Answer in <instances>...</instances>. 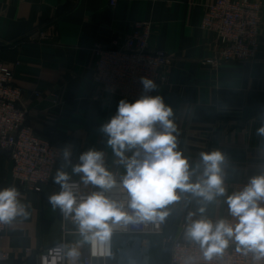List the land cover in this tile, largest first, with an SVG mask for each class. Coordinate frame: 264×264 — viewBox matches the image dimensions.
Masks as SVG:
<instances>
[{"label":"crops","instance_id":"obj_1","mask_svg":"<svg viewBox=\"0 0 264 264\" xmlns=\"http://www.w3.org/2000/svg\"><path fill=\"white\" fill-rule=\"evenodd\" d=\"M213 1L116 0L111 5L110 0H0V62L13 70L22 89L28 123L62 154L50 181L34 192L17 186L8 152L0 151V189L15 187L28 213L8 223L0 239L7 257L0 264L33 263L41 250L61 240L62 212L49 202L61 190L54 182L58 169L84 189L95 186L83 183V173L72 171L83 152L95 149L103 152L104 167L114 177L126 175L121 158L99 131L124 98L101 92L92 80V67L95 48L123 47L134 21L151 22L149 48L168 55L167 79L156 95L173 110L177 150L188 158L189 171L195 169L189 182L202 177L200 153L214 150L225 155L226 183L264 172V138L256 134L264 126V0L256 57L218 63L210 61L215 35L200 26L205 6ZM156 128L162 130L159 124ZM65 147L71 149V163L63 159ZM136 150L125 151V157ZM226 190L225 196L205 203L190 191L176 189L180 199L159 209L169 213L166 231L186 237L190 213L192 220L223 219L229 208L226 198L232 194ZM66 226L73 229L75 223L68 220Z\"/></svg>","mask_w":264,"mask_h":264},{"label":"clouds","instance_id":"obj_2","mask_svg":"<svg viewBox=\"0 0 264 264\" xmlns=\"http://www.w3.org/2000/svg\"><path fill=\"white\" fill-rule=\"evenodd\" d=\"M140 83L142 94L139 98L133 102L119 100L115 115L99 129L108 137L107 144L126 167L123 188L129 196L127 208L133 210V214L126 211L125 202L111 200L103 192H94L77 203L69 174L58 169L54 177L61 190L52 194L49 202L54 210L58 207L77 225L82 238L78 243L105 242L115 225L163 220L169 213L158 209L180 199L176 189L190 191L202 197L205 203L226 195L222 169L225 155L220 150L201 152L202 177L198 182L190 183L195 169L189 171L188 158L177 150L179 132L170 119L173 110L160 95L148 94L157 89L152 79L141 77ZM157 124L162 130H157ZM256 134L264 138V126L258 128ZM132 149L137 150L131 157H125V151ZM71 155V149L65 147L63 159L66 163H71ZM79 160V164L72 166V171L83 173V183L104 190L115 186L113 175L104 167L103 152L89 149L79 156ZM19 196L15 187L0 189V223L7 224L17 216L28 215ZM226 203L231 216L237 220L235 224L224 219L213 223L204 217L192 220L194 214L190 213L186 238L200 245L207 261L222 254L231 241L236 242L237 251L253 253L254 260L264 258V173L251 177L242 191L228 195ZM200 212L203 213L204 208ZM66 256L70 264H76L79 251L68 246Z\"/></svg>","mask_w":264,"mask_h":264},{"label":"built area","instance_id":"obj_3","mask_svg":"<svg viewBox=\"0 0 264 264\" xmlns=\"http://www.w3.org/2000/svg\"><path fill=\"white\" fill-rule=\"evenodd\" d=\"M115 2L110 0L111 5ZM261 24L260 0H214L206 5L200 26L212 32L216 38L214 56L210 61L253 60L260 45ZM151 29L149 21H134L125 36L123 47L95 48L92 80L101 92L134 101L142 94L141 77L152 79L157 87L166 82L168 55L162 50L149 48ZM13 78V70L0 62V151L8 152L12 162V177L17 186L40 192L43 185L50 181L56 161L62 154L49 139L38 135L28 123V109L22 104V89ZM156 90L148 94L155 96ZM262 173H250L239 182H224V187L232 194L242 191L251 177ZM114 179L116 184L109 190L95 186L84 189L81 182L75 179H70L69 183L77 203L94 192H103L111 200L125 202L126 211L133 214V210L127 208L129 196L123 188V178L115 176ZM223 219L232 224L237 222L229 208ZM68 220L73 221L62 213V237L58 243L41 250L35 262L16 264H70L66 251L71 244L78 251L83 250L76 264H139L133 262L129 249L125 253L121 252L123 240L133 236L151 237L165 244L169 251L168 264H264V258L257 261L253 253L237 251L235 241H231L222 254L214 255L211 261H207L199 244L166 231V217L163 220L115 225L107 241L87 243H78L82 238L77 225L73 229L67 228ZM7 225L0 223V239ZM6 257L0 248V262Z\"/></svg>","mask_w":264,"mask_h":264},{"label":"rangeland","instance_id":"obj_4","mask_svg":"<svg viewBox=\"0 0 264 264\" xmlns=\"http://www.w3.org/2000/svg\"><path fill=\"white\" fill-rule=\"evenodd\" d=\"M129 249L133 255V262L139 264H165L167 263L168 247L160 240L151 237H126L122 244V253Z\"/></svg>","mask_w":264,"mask_h":264}]
</instances>
